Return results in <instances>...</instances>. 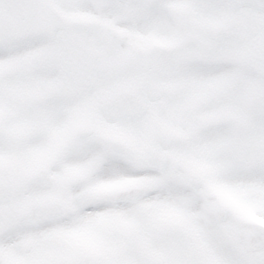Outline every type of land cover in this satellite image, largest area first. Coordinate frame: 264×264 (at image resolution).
<instances>
[{
    "label": "snow or ice",
    "instance_id": "snow-or-ice-1",
    "mask_svg": "<svg viewBox=\"0 0 264 264\" xmlns=\"http://www.w3.org/2000/svg\"><path fill=\"white\" fill-rule=\"evenodd\" d=\"M0 264H264V0H0Z\"/></svg>",
    "mask_w": 264,
    "mask_h": 264
}]
</instances>
